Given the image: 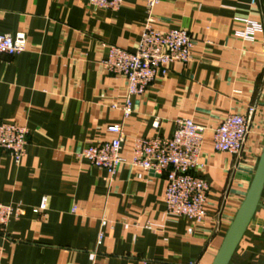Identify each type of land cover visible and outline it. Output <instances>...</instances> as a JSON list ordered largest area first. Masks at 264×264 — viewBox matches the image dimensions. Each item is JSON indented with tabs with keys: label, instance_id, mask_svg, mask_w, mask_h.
<instances>
[{
	"label": "crops",
	"instance_id": "0c3cea01",
	"mask_svg": "<svg viewBox=\"0 0 264 264\" xmlns=\"http://www.w3.org/2000/svg\"><path fill=\"white\" fill-rule=\"evenodd\" d=\"M146 1L112 11L87 0H0V34L27 39L24 52L0 57V121L29 129L19 165L0 150V203L24 208L0 235V264L213 263L263 144L264 0H159L151 9ZM239 19L259 22L262 32L242 39ZM145 26L183 29L194 48L186 65L172 64L131 98L124 119L111 104L123 105L126 82L100 62L108 46L133 52ZM250 107L240 157L204 144L194 171L209 186L201 225L166 211L164 175L121 165L110 176L78 157L110 140V125L122 127L128 159L137 140L171 136L177 119L212 129ZM42 197L47 210L34 215ZM260 204L228 264H264V187Z\"/></svg>",
	"mask_w": 264,
	"mask_h": 264
},
{
	"label": "built area",
	"instance_id": "2783aa9c",
	"mask_svg": "<svg viewBox=\"0 0 264 264\" xmlns=\"http://www.w3.org/2000/svg\"><path fill=\"white\" fill-rule=\"evenodd\" d=\"M91 8L118 10L124 0H87ZM159 0H147L151 9ZM255 5L258 0H247ZM244 28L238 35L245 40H252L255 34L262 32V25L254 20L239 19ZM27 39L24 33L14 35L0 34V57L14 56L24 52ZM194 48L189 34L180 28L166 31L145 26L140 33L133 52L117 46L107 47V56L100 62L104 72L122 77L126 82L123 105L111 104L112 109H121L124 119L132 114L131 98L141 96L146 88L159 77L168 74L172 64L186 65ZM255 108H248L246 114H228L214 128L207 129L191 119L175 120V127L169 137H151L136 141L131 156L121 155L122 127L107 126L112 135L103 141L84 148L79 159L91 166L105 170L110 176L117 173L121 165L140 168L165 176L166 187L163 196L166 211L169 214L185 217L195 225H201L206 218L208 184L194 171L202 168L200 154L206 142L217 152L240 157L250 134L252 115ZM157 126V122L154 123ZM29 129L26 125L0 121V150L7 152L16 165H19L26 152ZM208 140V141H207ZM47 210V198L42 197L38 206L31 209L34 215L44 216ZM24 214L20 205L0 203V235L6 236V228L11 220ZM102 227L110 222L103 220ZM103 233H99L100 244Z\"/></svg>",
	"mask_w": 264,
	"mask_h": 264
},
{
	"label": "water",
	"instance_id": "95a60500",
	"mask_svg": "<svg viewBox=\"0 0 264 264\" xmlns=\"http://www.w3.org/2000/svg\"><path fill=\"white\" fill-rule=\"evenodd\" d=\"M264 187V136L260 156L245 198L222 241L212 264H228L257 208Z\"/></svg>",
	"mask_w": 264,
	"mask_h": 264
}]
</instances>
